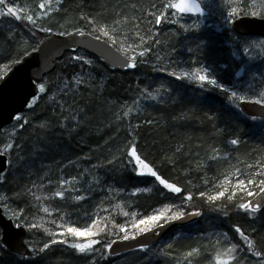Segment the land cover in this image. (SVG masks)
Segmentation results:
<instances>
[{
    "label": "trees",
    "instance_id": "trees-1",
    "mask_svg": "<svg viewBox=\"0 0 264 264\" xmlns=\"http://www.w3.org/2000/svg\"><path fill=\"white\" fill-rule=\"evenodd\" d=\"M235 2L236 6H239L241 0ZM153 3L159 4L160 0H61L60 11L55 12L50 20V26L54 30H60L62 25L63 29L67 30L79 27L87 31V21L94 19L96 26L107 25L109 28H115L119 32L118 40L125 41L126 45L140 42L137 31L146 39L153 33H159L154 39H159L161 43L155 45L154 40L149 41L152 51L144 57L146 62L139 64L133 71L110 70L101 59L87 53L95 63L94 83L85 87L77 86L73 81L66 95L53 86L52 91L38 101L34 112L25 110L23 113L29 119L28 125L20 129L14 120L0 132V149L7 143L19 144V155L23 156L25 161L23 165H17L18 154L15 151L9 157L13 167L6 181L0 184V197L8 198L10 205L6 214L11 215L13 211L23 210L28 219L38 225L36 230L41 238L40 243L51 239L45 229L51 232L59 231L57 226L63 223L59 217L64 213H71L74 226L82 227L90 222L85 213H99L109 222L107 230L116 231L111 227V222L115 221L128 226L131 231L130 225L135 219L131 215L132 212H136L138 217L150 214L153 207L161 206L162 201L168 202L157 194L155 188L152 193L137 194V197L131 199L113 192L108 194L109 199H104L103 203L101 195L95 193L90 199L80 202L78 209L72 204L70 197L61 200L53 195L55 191L60 190L58 181L61 175L67 179L77 174L75 167H64L69 159L77 160L78 157L90 155L93 157L91 163H95L97 158L102 161L111 158L126 142L129 120L132 125L141 124L137 130V138L150 159L155 160L158 165L161 157L165 155L176 161L174 166L167 164L160 169L163 176L181 187L191 181L190 191L211 189L214 193L216 189L212 185H216L230 169L239 168L242 172H249L252 169H249L248 165L264 164V121H252L239 116L217 90L208 91L199 89L187 81H176L166 72L154 71L152 67L157 63L155 57L161 55L165 58L163 62H174L172 67L179 65L187 69L189 62L198 61L192 64V67L214 68L221 82L228 86L243 81L247 72V61L243 45L237 46L235 33L230 31L222 19L227 11L224 0H206V3L213 5L205 6L211 17V25L188 34H174L177 31L176 25L149 24L151 17L148 13ZM247 3L251 4L252 0H247ZM81 16L85 19L82 20ZM13 32L17 34L15 43L9 40ZM30 35L31 25L26 21H15L10 17L0 19V54L11 52L14 56L15 49L22 45L24 40H28ZM44 36V33H38L37 39ZM242 38L249 40L251 37L242 35ZM29 43L35 44V40H29ZM188 48L193 51L189 52ZM70 55L72 53H67L45 79L57 82L59 77L72 80L75 74H84L78 64L69 62ZM3 63L10 61L5 60ZM3 63H0V73L3 72ZM177 70L179 71V68ZM261 79H264V68L260 73L249 75L247 80L238 86L244 90L251 84L256 91L264 90V85L260 84ZM161 84L164 88L170 87L171 93L165 92L160 87ZM146 87L158 96V101L142 99L141 91ZM156 89H160L159 93ZM40 96L39 93L37 97ZM137 100L142 105L139 114L135 111L134 101ZM124 105L132 107L133 112L128 118L118 122L115 113L120 112ZM81 109L82 118L75 130L74 121L66 127H60L64 116H67L70 110L79 112ZM208 116L215 119L209 120ZM174 117L176 119H173ZM147 120L153 123L148 124L145 122ZM42 123L47 127L40 128ZM233 137H239L241 143L238 147L225 143L226 139ZM181 146V153H175V149ZM213 148L217 149L215 153L212 152ZM212 155H216L217 159L211 160ZM88 163L83 162L81 167L88 166ZM99 175L105 176L107 183L114 184L117 190L123 187L126 193L134 191L137 186L152 187L153 178H138L130 172L113 173L99 169ZM49 180L52 181L51 184L48 183ZM205 180L209 182L207 186L204 185ZM42 182L45 185L43 188L40 187ZM33 184L36 187H33ZM29 188H32V192L27 191ZM160 189L162 190L161 186ZM163 191L169 199L175 198L174 194ZM33 192L41 199L36 200ZM17 193L21 195L17 196ZM197 200L204 203L198 198V193ZM117 204L120 208L116 207ZM0 205L4 208L3 203ZM43 207H48L51 214L43 213ZM105 208L108 209L107 212L101 211ZM125 211L129 216L123 215ZM203 211L204 215L196 222L182 227L154 246L152 264H186L184 254L192 248H199L201 251L193 254L191 264H214L212 257L218 248L217 238L212 233L228 231L231 224L242 226L248 233L255 227L256 233L253 235L257 245L264 247V219L257 220L254 224L242 214H234L230 219H217L218 214L211 212L207 203H204ZM103 225L104 220H98L97 226ZM33 235L34 232H28V238ZM230 235L233 242L239 240L234 232L230 231ZM57 239L60 237L57 236ZM71 242L73 241L69 238V243ZM165 243L174 244L170 257L159 255V249ZM51 249L52 252L47 250L41 257L24 261V264H87L86 258L79 261L76 256L64 254L65 249L75 253L68 245L56 244L52 245ZM49 254H55L56 257L49 258ZM144 256V253L134 250L121 256H111L101 264H145ZM16 259V255L9 251L0 252V264H16Z\"/></svg>",
    "mask_w": 264,
    "mask_h": 264
},
{
    "label": "snow or ice",
    "instance_id": "snow-or-ice-1",
    "mask_svg": "<svg viewBox=\"0 0 264 264\" xmlns=\"http://www.w3.org/2000/svg\"><path fill=\"white\" fill-rule=\"evenodd\" d=\"M224 3L227 7L224 21L230 31L235 33L237 46L243 45V52L250 60L258 56H264V39L259 41L244 40L242 34L237 31L244 24L245 20H259L261 24H264V0H259V2L252 0L251 4H248L247 0H241L239 6H236L235 0H224ZM60 5L61 0H42L37 6L36 11L31 12V14H22V10L16 3V0H0V19L10 17L15 21H26L27 24L31 25L29 39L24 40L23 44L15 49L14 56L11 52L0 54V63H3L5 60L10 61V63H3L0 81L6 80L12 68L15 67L17 71H20L22 66L27 62V58L32 57L33 53H43L45 48L52 45L49 37L53 35L71 38L72 43H65L63 47L70 49L72 53L68 57L69 62L78 64L81 72L84 73L75 74L72 80L59 77L57 82H50L45 79L50 70H44L39 71L35 76L28 77L27 84L21 79L19 88L23 98L21 108L17 110L20 114H10V119L14 117L20 129L29 124V119L23 114L25 109L29 112H34L36 107H38V101L50 93L53 86L60 93L66 95L73 81L75 85H84L85 87L94 83L95 76L93 70L95 63L87 55L88 52H98L99 54L96 58L103 59L106 62H109L110 58V66L112 68L134 69L139 64L145 63L144 57L152 51L149 41L154 40L155 45L161 43L159 39H154L159 33H153L146 39L145 36L140 35L139 31H137V37L140 42L138 44L133 42L126 45L125 41L118 40L119 32L115 28H109L107 25L96 26L94 19L87 21L89 28L87 31L79 27L75 28L74 31H68L67 29H63L62 25L60 30H54L52 26H46L44 21L50 17L52 12H59ZM205 6L212 7L213 5L206 3V0H160L159 4L153 3L150 6L151 10L148 15L151 19L148 23H154V25L165 23L176 25L177 31L174 34L194 33L200 29L198 18L205 15ZM81 19L83 20L85 17L81 16ZM38 33H44L45 37L37 39ZM16 35V33H12L9 37L10 42L15 43ZM77 37L82 39L77 40ZM29 40H35V44L29 43ZM197 48H199V45ZM188 51L192 52L193 49L188 48ZM81 53L84 54L82 55ZM155 59L157 63H154L152 66L154 71L166 72L169 77H174L176 81H187L199 89H207L208 91L217 90L224 96L231 108L236 110L239 116L252 121H264V90L256 91L251 84L244 90H241L237 83L228 86L221 82L219 74L214 68L204 66L192 67V64L198 63V61L189 62L187 70H185V68L179 65L172 67L174 62H163L165 60L164 56L157 55ZM54 61L55 57H53ZM177 68H179V71ZM237 75H240V73H237ZM260 84L264 85V79H261ZM160 87L167 93H171L172 91L170 87L164 88L163 84ZM27 88H31L32 90L26 91ZM37 91L41 94L40 97L36 96ZM156 91L159 93L160 89H156ZM141 97L144 101H158V96L154 95L147 87L141 91ZM49 99H52V97H49ZM172 102L175 103V100ZM134 103L135 111L139 114L142 107L141 102L137 100ZM246 104L258 106L260 109L259 114L248 116L244 108ZM58 106L63 107L62 105ZM132 112V107L124 105L120 112L115 113V118L118 122H122ZM82 113L83 109L79 112L70 110L68 115L64 116L60 127H66L70 122L74 121L73 130H75V127L80 125ZM173 119L176 118L174 117ZM208 119L213 120L215 117L208 116ZM145 122L148 124L153 123L151 120ZM128 123L126 142L117 149V152L111 158H106L103 161L97 158L95 163H91L93 157L90 155L78 157L77 160L69 159L64 167H68L69 165L75 167L77 174L67 179L61 175L58 181L60 190L53 193L54 197L61 200H66L67 197H70L72 204L78 209L81 206L80 202L90 199L95 193L101 195V203H103L104 199H109L108 194L113 192L121 196L126 195L128 199H131L137 197V194L152 193L155 188L157 194L164 197L168 202L162 201L161 206L153 207L150 214H143L138 217L136 212H132L131 215L135 219L130 225L131 231L128 226L118 224L115 221L111 222V227L116 231L107 230L109 222L106 217L102 218L99 213H85V217L90 222L82 227L74 226L75 222L71 221V213H64L59 217L63 221V223L57 226L59 231L51 232L45 229L51 237L49 241L36 246L32 240L21 239L15 248L12 247L9 239L6 237L17 236L24 231L32 232L38 228V225L29 220L23 210L13 211L6 218L8 223L0 224V252L10 251L17 257L16 264H24V261L35 260L41 257L52 245L61 244L68 245V247L75 250L77 255L85 257L87 264H101V262L108 261L111 256L116 254L114 245L118 242L138 241L137 250L145 254L143 257L145 264H152L155 250L154 246L147 242L148 235L160 237L167 226H174L186 220H191L194 217L203 216L204 203H207L211 212L218 214L217 219L221 217L230 219L234 214H242L252 224L257 220L264 219V164L248 165L249 169H255V171L249 172L245 178H240L241 176H245V173L237 168L235 183L233 184L231 179L226 176L224 183L212 185L216 189L214 193H212L211 189L208 191L203 189H198L196 192L190 191L189 185H191V181H188L183 187L177 186L176 182H170L160 171L167 164L174 166L176 161L165 155L161 157V162L158 165L155 160L150 159L146 149L141 147L137 138V130L141 127V124L132 125L131 120ZM39 127L43 129L47 125L42 123ZM225 143L238 147L241 141L239 137H233L230 140L226 139ZM182 147L176 148L175 153H181ZM13 151L18 154L17 165H23L25 162L24 157L19 155L21 151L19 144H5L3 149H0V184L6 181L7 175L13 167V162L9 159ZM216 151L217 149H212L213 153ZM210 159L216 160L217 157L216 155H212ZM83 162H89L88 166L81 167ZM5 165L8 169L7 172L5 171ZM99 169H104L105 172L112 171L113 173L117 171L121 173L130 172L138 178H154L151 181L152 187L137 186L134 191L127 193L123 187L117 190L114 184L110 185L107 183L105 176L99 175ZM61 173H63V169H61ZM48 183L51 184L52 181L49 180ZM208 183L207 180L204 181L205 186ZM225 184L228 186L225 187ZM160 186H162V190ZM33 187H36V185L33 184ZM40 187H45L43 182L40 184ZM163 190L174 194L175 198L169 199ZM27 191L32 192V188L27 189ZM197 193L198 198L204 203L198 202ZM32 194L35 196L34 192ZM20 195V193H17V196ZM35 199L40 200L41 197L35 196ZM44 199H49V197H44ZM0 203L4 204L0 215H4L10 207L8 198L0 197ZM116 207L120 208V205L117 204ZM41 210L45 214H51L48 207H43ZM101 211L107 212L108 209H101ZM123 215L127 217L129 213L125 211ZM66 216L67 219H65ZM100 219L104 220L103 227L97 226ZM16 230H20V232ZM230 231L238 235L239 240L237 242H233ZM254 233H256L255 227H252L251 233H248L242 226L237 224H231L228 231L212 233L217 238V245H222V247L215 251L212 257L214 264H264V247L257 245ZM57 236L60 239H57ZM69 238L76 242L69 243ZM140 238H144L143 242L140 241ZM208 238L204 237V239ZM173 249V243H165L159 249V255L170 257L171 250ZM200 251L201 249L199 248H192L187 251L184 254L186 264H191L193 254Z\"/></svg>",
    "mask_w": 264,
    "mask_h": 264
},
{
    "label": "water",
    "instance_id": "water-1",
    "mask_svg": "<svg viewBox=\"0 0 264 264\" xmlns=\"http://www.w3.org/2000/svg\"><path fill=\"white\" fill-rule=\"evenodd\" d=\"M208 15V11L205 9V15ZM75 29L71 30L74 31ZM242 35H250V36H259L264 38V24H261L259 20H245L244 24L237 29ZM49 39L52 41V45L45 48L44 52L41 54L33 53L32 57L27 58V62L22 66L20 71L14 67L8 73V77L5 81H0V131H2L5 127L10 125L14 121V117L10 119V114H20L17 112L18 109L21 108L22 103V95L20 92L19 84L21 79L24 80L25 84H27V78L31 76H35L39 71L50 70L48 75L54 71L58 61L63 59V57L67 53H71L70 49L63 47L65 43H72L71 38H64L59 36H51ZM77 40L82 39L80 37L76 38ZM93 56L97 57L98 52H88ZM53 57H55V61L53 62ZM39 60V64H38ZM103 60V59H102ZM104 64L110 70H118V71H133L134 69L121 68L116 69L110 66V58L109 62L103 60ZM46 77V76H45ZM31 88H27L26 91H31ZM39 92H36V96ZM31 99V97H29ZM245 112L248 116L253 114H259V107L254 104H246L244 105ZM7 170V166L5 165V171ZM171 182V181H170ZM3 211V207L0 205V212ZM7 215H0V224H6ZM200 217H194L191 220H186L183 223L176 224L174 226H167L160 237H152L151 234L147 237V242L150 245H155L162 239H164L167 235H169L172 231L177 228H181L183 226L192 224L196 222ZM20 232V230H16ZM28 231H24L17 236L6 237L9 239V243L13 248L17 247L19 241L21 239L27 240ZM144 238H140V241L143 242ZM99 246V245H97ZM138 249V241H127V242H118L114 245V251L116 254L113 256H119L125 253H128L132 250Z\"/></svg>",
    "mask_w": 264,
    "mask_h": 264
},
{
    "label": "rangeland",
    "instance_id": "rangeland-1",
    "mask_svg": "<svg viewBox=\"0 0 264 264\" xmlns=\"http://www.w3.org/2000/svg\"><path fill=\"white\" fill-rule=\"evenodd\" d=\"M41 2H42V0H16V3L20 6V8L22 10V14H24V13L31 14V12L36 11L37 10V6ZM54 7H55V5H54ZM54 14H55V12H52L50 14V17H48V18L45 19L44 23H45L46 26H50V20L54 16ZM224 15H226V14H224ZM224 15L222 16V19H224ZM193 19H195V18H193ZM198 19L200 21V28H203V27H206V26L211 25V17L210 16H208V17H199ZM68 30H71V28L68 29ZM22 31H24V30L22 29ZM22 35H23V33H22ZM261 39H264V38H261V37H251L249 39V41H259ZM244 57H245V60L247 61L246 62V65H245V67L247 69V72L245 73V76H244L245 78L243 79V81H241V82L239 81L237 84H240V83L246 81L247 78L249 77V75H251V74L260 73V71L262 70V68H264L263 67L264 62L261 63V61H264V56H258L255 59H251V60L245 54H244ZM185 70H187V69H185ZM257 125L260 126V124H257ZM251 171H255V169H252ZM251 171H249V172H251ZM249 172L248 171L247 172H244L245 173V176H241L240 178H245L246 175ZM226 176L229 177L231 179L232 183L234 184L235 183V180H236V169H230V171L228 172V174ZM226 176H224L221 180H219L216 183V185H220V184L224 183ZM227 186L228 185L225 184V187H227ZM37 231L38 230H36V229L33 230L32 232H34V235L32 236V238L31 237L28 238V240H32L36 244V246H40L42 243H40L41 238H40V236H38L39 233ZM73 242H76V241H73ZM220 247H222V245H217V248L218 249ZM48 251H51L52 252L53 249H51V250L49 249ZM64 254H66V255H68L70 257H73V256L75 257L76 256V259L79 260V261L84 260V258H85V257H82L80 255H77L76 253H73L70 249H65ZM51 257H54L55 258L56 255L55 254L54 255L53 254H49V258H51Z\"/></svg>",
    "mask_w": 264,
    "mask_h": 264
}]
</instances>
